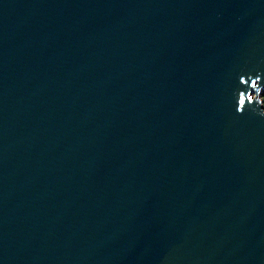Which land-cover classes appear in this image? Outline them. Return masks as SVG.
I'll list each match as a JSON object with an SVG mask.
<instances>
[{
  "label": "water",
  "instance_id": "water-1",
  "mask_svg": "<svg viewBox=\"0 0 264 264\" xmlns=\"http://www.w3.org/2000/svg\"><path fill=\"white\" fill-rule=\"evenodd\" d=\"M257 73L264 0H0V264H264Z\"/></svg>",
  "mask_w": 264,
  "mask_h": 264
},
{
  "label": "clouds",
  "instance_id": "clouds-1",
  "mask_svg": "<svg viewBox=\"0 0 264 264\" xmlns=\"http://www.w3.org/2000/svg\"><path fill=\"white\" fill-rule=\"evenodd\" d=\"M240 82L248 87L249 90L239 93L237 113L243 114L247 110L254 115L264 118V104L259 103L257 99H253L254 97L264 96L261 95L264 92V85L261 83V74L257 73L254 78L250 75L247 79L242 76Z\"/></svg>",
  "mask_w": 264,
  "mask_h": 264
},
{
  "label": "rangeland",
  "instance_id": "rangeland-1",
  "mask_svg": "<svg viewBox=\"0 0 264 264\" xmlns=\"http://www.w3.org/2000/svg\"><path fill=\"white\" fill-rule=\"evenodd\" d=\"M261 95H264V92L261 93ZM262 104H264V96L257 97Z\"/></svg>",
  "mask_w": 264,
  "mask_h": 264
}]
</instances>
